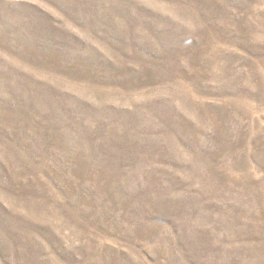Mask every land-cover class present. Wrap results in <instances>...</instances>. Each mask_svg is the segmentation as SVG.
<instances>
[{"label": "rangeland", "instance_id": "374dc122", "mask_svg": "<svg viewBox=\"0 0 264 264\" xmlns=\"http://www.w3.org/2000/svg\"><path fill=\"white\" fill-rule=\"evenodd\" d=\"M0 264H264V0H0Z\"/></svg>", "mask_w": 264, "mask_h": 264}]
</instances>
